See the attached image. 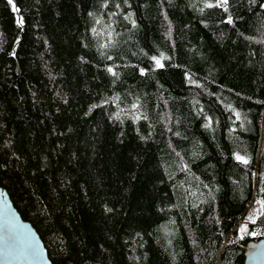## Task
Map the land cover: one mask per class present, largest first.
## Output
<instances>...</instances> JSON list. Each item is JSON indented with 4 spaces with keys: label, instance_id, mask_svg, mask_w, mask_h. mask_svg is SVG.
Wrapping results in <instances>:
<instances>
[{
    "label": "trees",
    "instance_id": "1",
    "mask_svg": "<svg viewBox=\"0 0 264 264\" xmlns=\"http://www.w3.org/2000/svg\"><path fill=\"white\" fill-rule=\"evenodd\" d=\"M219 3L0 0V187L52 264H244L264 0Z\"/></svg>",
    "mask_w": 264,
    "mask_h": 264
},
{
    "label": "water",
    "instance_id": "2",
    "mask_svg": "<svg viewBox=\"0 0 264 264\" xmlns=\"http://www.w3.org/2000/svg\"><path fill=\"white\" fill-rule=\"evenodd\" d=\"M0 264H52L39 235L22 220L1 187ZM244 264H264V239L247 245Z\"/></svg>",
    "mask_w": 264,
    "mask_h": 264
},
{
    "label": "snow or ice",
    "instance_id": "3",
    "mask_svg": "<svg viewBox=\"0 0 264 264\" xmlns=\"http://www.w3.org/2000/svg\"><path fill=\"white\" fill-rule=\"evenodd\" d=\"M8 2H9V4H13V0H8ZM226 4H227V0H220V3L217 4V5H215V6H223V5H226ZM207 6H208V7H212L213 5L209 4V5H207ZM13 8H14V10H15V6H14V5H13ZM21 22H22V21H21ZM228 22L231 23V18H229ZM153 59H155V58H153ZM156 64H157V66H162V65L160 64V60H156ZM109 71L111 72L112 69H109ZM237 159L240 160V161L243 162V163H247V162H248L247 160H245L243 157H240V156H237ZM256 203H258V204H260V205L262 206V209H258V210H256V211H259L261 215H264V201H260V200H258ZM247 220H248L249 223L255 224V223H256V214H255V212H254L253 214H251V215L247 218ZM239 231H240L241 233H247V232H248L247 224H242V225L240 226ZM251 234H252V235H256L257 233H256V232H252ZM33 254H35V253H33Z\"/></svg>",
    "mask_w": 264,
    "mask_h": 264
},
{
    "label": "rangeland",
    "instance_id": "4",
    "mask_svg": "<svg viewBox=\"0 0 264 264\" xmlns=\"http://www.w3.org/2000/svg\"><path fill=\"white\" fill-rule=\"evenodd\" d=\"M258 209H260L259 205H258V204H254V205L248 210L246 216L244 217V219H243L242 222L240 223V226H241L242 224H247L248 232H247V233H241V232L239 231V229H240V226H239V229H238V236H239V237H243V236H245V235H247V234H248V236H250L252 232H256V233H257L256 235H251V236H250V237L254 240L255 237H259V236H261V235H264V228L258 226V224H256V223H255V224L249 223L248 220H247V218H248L251 214H253L254 212H255V214H256V218H257V216L260 214L259 211H256V210H258ZM250 232H251V233H250Z\"/></svg>",
    "mask_w": 264,
    "mask_h": 264
},
{
    "label": "built area",
    "instance_id": "5",
    "mask_svg": "<svg viewBox=\"0 0 264 264\" xmlns=\"http://www.w3.org/2000/svg\"><path fill=\"white\" fill-rule=\"evenodd\" d=\"M262 228H263V227H262ZM250 233H251V232H250ZM251 235H252V234H251ZM251 235H250V236H251ZM250 236H249V238L251 239V241H255V242L264 239V235H261V236H259V237H255L254 240H253Z\"/></svg>",
    "mask_w": 264,
    "mask_h": 264
}]
</instances>
